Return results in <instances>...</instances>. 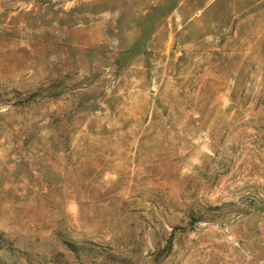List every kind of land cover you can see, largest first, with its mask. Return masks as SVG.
I'll return each instance as SVG.
<instances>
[{
    "label": "rangeland",
    "instance_id": "374dc122",
    "mask_svg": "<svg viewBox=\"0 0 264 264\" xmlns=\"http://www.w3.org/2000/svg\"><path fill=\"white\" fill-rule=\"evenodd\" d=\"M0 264H264V0H0Z\"/></svg>",
    "mask_w": 264,
    "mask_h": 264
}]
</instances>
